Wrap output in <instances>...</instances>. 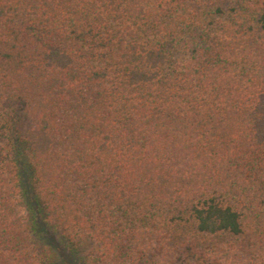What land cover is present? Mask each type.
<instances>
[{"label":"trees","instance_id":"1","mask_svg":"<svg viewBox=\"0 0 264 264\" xmlns=\"http://www.w3.org/2000/svg\"><path fill=\"white\" fill-rule=\"evenodd\" d=\"M264 264V0H0V264Z\"/></svg>","mask_w":264,"mask_h":264},{"label":"rangeland","instance_id":"2","mask_svg":"<svg viewBox=\"0 0 264 264\" xmlns=\"http://www.w3.org/2000/svg\"><path fill=\"white\" fill-rule=\"evenodd\" d=\"M66 261H67L66 264H77V263L72 262L69 258H67Z\"/></svg>","mask_w":264,"mask_h":264}]
</instances>
